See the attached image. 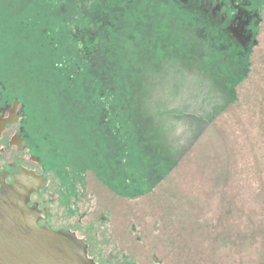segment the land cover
Returning a JSON list of instances; mask_svg holds the SVG:
<instances>
[{
    "label": "rangeland",
    "instance_id": "rangeland-1",
    "mask_svg": "<svg viewBox=\"0 0 264 264\" xmlns=\"http://www.w3.org/2000/svg\"><path fill=\"white\" fill-rule=\"evenodd\" d=\"M200 18L171 0H0V75L52 121L55 178L86 180L89 208L102 184L119 193L140 264H264V38L242 55Z\"/></svg>",
    "mask_w": 264,
    "mask_h": 264
},
{
    "label": "flooded vegetation",
    "instance_id": "flooded-vegetation-1",
    "mask_svg": "<svg viewBox=\"0 0 264 264\" xmlns=\"http://www.w3.org/2000/svg\"><path fill=\"white\" fill-rule=\"evenodd\" d=\"M171 1L193 8L209 34L242 55L248 56L264 38V0ZM1 47L6 48L4 42ZM16 84L0 75V189L15 185L24 191L28 205L38 208V224L84 240L87 256L96 264H140L127 248L134 235L116 232L119 193L102 184L108 198L89 208L91 194L97 199L98 193L89 187L87 198L85 179L64 169L63 177L55 178L56 168L66 163V149L55 138L52 121L30 106Z\"/></svg>",
    "mask_w": 264,
    "mask_h": 264
},
{
    "label": "water",
    "instance_id": "water-1",
    "mask_svg": "<svg viewBox=\"0 0 264 264\" xmlns=\"http://www.w3.org/2000/svg\"><path fill=\"white\" fill-rule=\"evenodd\" d=\"M15 185L0 189V264H96L73 233L38 224V208Z\"/></svg>",
    "mask_w": 264,
    "mask_h": 264
},
{
    "label": "trees",
    "instance_id": "trees-1",
    "mask_svg": "<svg viewBox=\"0 0 264 264\" xmlns=\"http://www.w3.org/2000/svg\"><path fill=\"white\" fill-rule=\"evenodd\" d=\"M90 41V40H89ZM89 41L88 42H85L87 45L88 44H91V42L89 43ZM85 44V46H86V50H88L90 47H87V45ZM228 122V126L231 124V123H234V122H232V120L230 119V120H227ZM231 121V122H230ZM225 123V122H224ZM223 123V124H224ZM230 123V124H229ZM202 155H203V158L205 157V155H204V153H202ZM204 161V160H203ZM230 165H231V162H230ZM132 187H134V189L133 190H136V193H134L133 194V196L134 197H140V196H144V195H147V194H149V193H151V192H153V190L154 189H152V188H150V187H148V186H144V187H142V188H139V187H135V186H132ZM124 196V195H123ZM126 196V195H125ZM126 197H129V196H126ZM132 197V196H131ZM134 197H132V198H134ZM178 198L180 199V201H177L178 203H176V206H177V208L176 209H174V211H173V213H175L176 214V218H178V217H186L187 216V213H185L184 212V210L182 209V206L180 205L181 203H184L183 201H181L182 199H181V197L180 196H178ZM163 203L164 202H159L158 203V205H160L161 207H163L164 209H169L167 206L166 207H164L163 206ZM165 205V204H164ZM171 213L172 212H170V213H167V217H168V219L169 220H171L172 219V215H171ZM185 215V216H184ZM263 224V227H264V223H262ZM261 224V225H262ZM184 231L185 230H183V231H177L176 230V242H177V244H178V246H179V248H183L184 246H188V244H190V243H188V241L186 240V239H181V234H183L184 233ZM185 233H186V231H185ZM196 236L197 235H194V237H195V241L197 240L196 239ZM190 242V241H189ZM264 242V241H263ZM196 245H200V244H196ZM195 245V246H196ZM201 246V245H200ZM201 247H203V246H201ZM197 248V247H196ZM205 249H208L206 246L204 247ZM203 248V250L202 251H197V250H195V251H193V253H192V256H191V258L192 259H194V261L195 262H199L198 261V259H201V258H203V257H205V255H207L206 254V252H214V251H207V250H205ZM202 255H204V256H202ZM208 258H210L211 260H212V257H210V256H208ZM213 261V260H212ZM211 261V262H212Z\"/></svg>",
    "mask_w": 264,
    "mask_h": 264
}]
</instances>
